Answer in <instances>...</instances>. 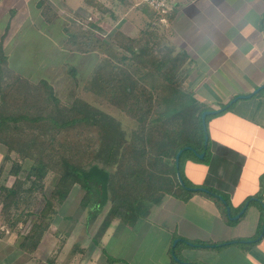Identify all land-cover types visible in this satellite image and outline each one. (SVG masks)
I'll use <instances>...</instances> for the list:
<instances>
[{
	"label": "crops",
	"instance_id": "1",
	"mask_svg": "<svg viewBox=\"0 0 264 264\" xmlns=\"http://www.w3.org/2000/svg\"><path fill=\"white\" fill-rule=\"evenodd\" d=\"M130 1L0 0L2 64L25 79H45L55 89L66 83L64 73L71 72L68 59L76 54L82 59L90 55L69 49L71 28L81 23L84 29L99 32L100 29L93 28L96 24L103 34L113 30V35L138 37L147 30L152 43L160 44L166 56H185L181 92L191 93L211 110L222 109L234 97L248 95L264 84V0H173L164 16L151 9L152 21L141 28L126 24L119 12L121 3ZM135 4L138 5L137 1ZM101 10L108 11L106 23L115 21L108 31L94 20ZM26 32L39 33L42 46L37 41L33 46L28 44L21 37ZM25 65L35 67L20 68ZM207 126L209 149L205 159H201L206 162L189 159L186 163L189 171L195 168L201 175L192 184L226 195L232 216L247 204L244 213L230 222L206 194L197 192L185 202L165 195L133 227L123 220H113L101 239L99 260H103L104 246L118 233L134 230L140 237L152 229L155 240L164 242L163 259L157 264H185L173 258L172 242L176 236H180L178 240L183 237L192 242L186 249L191 262L264 264V88L252 97L239 98L230 108H223L208 120ZM160 223L164 228L157 226ZM192 240L210 245L197 247ZM20 251L9 246L1 248L0 264H14L24 253ZM88 251L72 255V264H94L96 253L87 254ZM133 257L137 259L138 253ZM58 262L55 259L52 263Z\"/></svg>",
	"mask_w": 264,
	"mask_h": 264
},
{
	"label": "trees",
	"instance_id": "2",
	"mask_svg": "<svg viewBox=\"0 0 264 264\" xmlns=\"http://www.w3.org/2000/svg\"><path fill=\"white\" fill-rule=\"evenodd\" d=\"M93 28L101 31L96 24ZM68 35L69 49L81 54L96 52L103 43L94 31L78 30ZM112 37L117 48L123 50L117 49L119 56H112L114 60L118 59L117 64L109 62L108 66H103L102 70H108L109 76L96 80L98 91H108L105 95L109 101L114 99L116 91L124 93L121 108L143 123L145 140L134 136L127 143L117 169L111 208L100 227V237L115 219L134 224L140 218H146L151 207L165 195L185 202L197 192L206 194L220 207L228 221L234 222L227 213L230 200L226 195L211 187H207L209 192L190 189L196 186L182 172L181 162L189 153L200 159L198 154L209 149V144H205L202 113L211 110L202 104L199 140L184 133L182 112L176 106L181 103L178 98L187 96L179 89L185 80L182 72L187 58L183 55L166 56L160 44L152 43L147 30L138 37L123 33ZM2 63L0 55V145L6 148L0 164V211L11 229L19 223L27 224L34 217L26 240L20 245H26V251L32 253L53 223L57 205L63 204L74 188L79 186L85 191L82 208L88 207L91 201L99 202L103 187L94 172L101 170H96L93 165H97V161L103 164L112 162L122 132L96 109L77 101L65 103L49 81L25 79L6 69ZM74 71L72 67L71 73ZM140 85L152 91L169 92L163 96L158 93L155 98L149 93L148 98L154 104L147 108L143 96L135 90ZM231 106L227 103L223 108ZM213 115H207L206 122ZM181 149L179 170L186 186L177 176L176 155ZM9 161L14 164L9 170L14 176L11 186L3 183ZM21 172H25V177L20 176ZM50 175H56L57 179L47 189L46 180ZM91 183L96 185L95 192ZM39 193L44 204L37 209ZM220 196H224L226 202ZM92 240L95 245L100 243L95 237ZM209 245L206 241H194L197 247ZM175 256L181 263L198 264L176 253Z\"/></svg>",
	"mask_w": 264,
	"mask_h": 264
},
{
	"label": "rangeland",
	"instance_id": "3",
	"mask_svg": "<svg viewBox=\"0 0 264 264\" xmlns=\"http://www.w3.org/2000/svg\"><path fill=\"white\" fill-rule=\"evenodd\" d=\"M68 1L72 3V0ZM74 2L78 3L80 2V0H74ZM127 3L128 4L121 3L119 8V12L124 15L123 18L126 19V24L134 23L138 25L139 28H141L146 26L150 21H152L150 19L152 16V10L147 4L141 3L136 5V0ZM114 7L115 4L112 2L111 8ZM107 12L108 11L101 10L98 12L97 15L94 16V20H97L100 26H102V29H104L105 31H108L111 25L115 23V21L112 23L111 21L110 23H106V20L108 18ZM116 18L117 16L114 17V20H116ZM82 25L83 24L81 23H77V25H74L71 28L72 32H77L78 30L93 32L89 29H83L84 27ZM113 32L114 31L112 30L109 34H107V32L103 34L101 31H94L96 37L102 40V45H100L99 49L96 52L89 53L90 55L85 56L84 59H82L83 57H79L78 54L68 59V64L70 65L69 69L73 67L75 71L73 73L65 72L64 74L67 78L66 83L55 87L57 95L65 103H72L74 101H77L81 104L96 109L101 113L103 117L108 119V121H111L110 123L117 126L122 132V136L116 146L112 162L110 164H103L98 163L97 161V165H93V168H96V170H101L95 171L94 175L97 176V178L99 177V180L101 179L103 193L98 197L99 202L94 203L95 201H91L88 207L82 208L81 200L85 195V191L79 186L74 188L73 191L70 193L69 197L65 200V202L61 205H57L58 212L54 217L53 223L44 233L36 250L32 253L26 251V245L24 247H21L20 245L25 242L30 224L34 217L27 224L19 223L16 228L11 229L4 222L0 211V247L5 248L9 246L10 249H21L22 251H20V253L24 252L22 254H19L20 258L17 261L16 259L19 257V255L16 256V262H14V264H54L52 262L55 259L59 261L57 264H72V255L80 251H83V254L85 253V250H89L87 254H91L92 252L96 253L94 264H115V262L118 261V264H139V261L142 262V264H157L163 259L164 242L163 240H155L156 236L153 231H151L152 229L148 230L145 236L142 233L140 237L136 236V232L134 230L133 232L125 231L118 233L110 240V242H108L109 244L107 243L104 246L106 248V251L104 252L103 260L98 259L100 258L98 257V248L101 246V239L103 238L104 233L106 232L105 231L100 237V227L102 222L104 221V218L108 214V211L111 208L110 199L115 186L117 169L126 150L127 143L129 139L133 138L134 136H138L139 139L141 138L145 140L143 134L145 132V126L143 125V123L137 120L136 118L127 115L121 108V104L123 103L124 99V93L122 91H116L114 99L112 98V101H109L107 99L108 97L105 95L108 91H102V93L98 91V79L108 78L109 76L108 70H102V68H104L103 66H108V61H110V59L112 61L113 59L112 56H119V48H117L114 38L112 37L114 34ZM21 37L26 38V40L28 41L27 43H31L32 46L34 45V41L39 42L38 46H42V36L39 33L26 32V34H21ZM81 59L82 61H80ZM116 60L118 59L115 58L114 60L117 64ZM33 67L35 66H20V68L23 70L30 69ZM99 70L101 71L99 72ZM117 71L118 69H116V73ZM183 84L179 87L181 91ZM135 90L143 96V100L147 108H151L154 104V102L149 100L148 98L149 93H151L150 95L155 98L158 93H161V95L163 96L165 92H169L168 90L152 91L144 85L137 86ZM174 92L175 91H172V93ZM190 95L191 93L185 97L178 98L180 99L181 103L176 107H178V109L182 112L184 133L186 135H191L195 139L199 140V137H201L202 135V124L199 117V112L202 109V104L199 103L198 100H193L192 96L190 97ZM5 153L6 148L0 145V162L2 161ZM189 159L202 163H205L206 161L201 160L202 158H194L191 153H189L187 157L182 160V172L185 178L190 183H193V179H198L201 175L199 174L198 170H194L195 168L191 169L190 171L189 169H187L186 163ZM13 166L14 164L9 161L6 166L7 170L3 177V183L8 186H11L14 180V176L9 173V170ZM188 171L190 174H188ZM201 174L203 175V173ZM20 176L25 177V172H21ZM56 179V175H50L46 180V188L49 189L51 186H53L56 182ZM222 197L225 198L224 196ZM39 198L40 201L38 203L37 209L44 204L43 197L41 194L39 195ZM94 200L97 199L95 198ZM160 208H162L160 210H163V208L165 207ZM165 211L167 210L164 209V212ZM127 224H130V226L132 227L134 226L131 223ZM163 225V223H160V225L157 224V226L161 227H163ZM153 235L155 237H153ZM90 236H92L91 240H89ZM93 237H95V239L100 240V243L98 245H95L93 243ZM177 237L180 236H176L172 242V247H175L174 255L176 253V255L182 257L185 260L190 261V258H188L190 256L187 255L186 249H188V243L193 245L192 242L187 241L183 237L181 240H178L179 238ZM3 241H6V243H4ZM82 245H84V247H82ZM134 253H138L137 259L133 257ZM173 258L177 260L176 256H174ZM184 263L187 264L189 262L184 261Z\"/></svg>",
	"mask_w": 264,
	"mask_h": 264
},
{
	"label": "water",
	"instance_id": "4",
	"mask_svg": "<svg viewBox=\"0 0 264 264\" xmlns=\"http://www.w3.org/2000/svg\"><path fill=\"white\" fill-rule=\"evenodd\" d=\"M264 88V84L259 86L258 88H256L254 90V92L248 94V95H240V96H236L234 97L231 101H230V104L234 103L235 101H237L239 98L241 99H245V98H249V97H252L254 94L258 93L261 89ZM222 109H218V110H205L203 113H202V122H203V126H204V130H205V144H208V141H209V133H208V127H207V122H206V118H207V115H210V114H217L218 112H220ZM183 152V150H179V152L177 153L176 155V167H177V176H178V179L180 181V183L183 185V186H186L185 185V182L182 178V175H181V172L179 170V161H180V155L181 153ZM200 158H204L205 157V152H202V153H199L198 154ZM90 187L91 189L93 190V192H95V185L93 183L90 184ZM190 189H193V190H202L204 192H209V190L205 187H189ZM220 198L223 200V202H226V200L220 196ZM246 206L247 204L244 206V208L240 211L239 214L237 215H234L232 216L231 215V209H230V206L227 205V213L229 215L230 218L232 219H238L245 211L246 209ZM264 229V228H263ZM175 256V255H174Z\"/></svg>",
	"mask_w": 264,
	"mask_h": 264
},
{
	"label": "built area",
	"instance_id": "5",
	"mask_svg": "<svg viewBox=\"0 0 264 264\" xmlns=\"http://www.w3.org/2000/svg\"><path fill=\"white\" fill-rule=\"evenodd\" d=\"M137 4H147L154 13L158 15H166L169 12L170 4L173 0H136Z\"/></svg>",
	"mask_w": 264,
	"mask_h": 264
}]
</instances>
